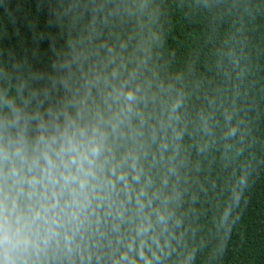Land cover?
<instances>
[{
	"label": "clouds",
	"instance_id": "1",
	"mask_svg": "<svg viewBox=\"0 0 264 264\" xmlns=\"http://www.w3.org/2000/svg\"><path fill=\"white\" fill-rule=\"evenodd\" d=\"M105 47L70 36L39 87L0 88V264H167L185 102L138 49Z\"/></svg>",
	"mask_w": 264,
	"mask_h": 264
},
{
	"label": "trees",
	"instance_id": "2",
	"mask_svg": "<svg viewBox=\"0 0 264 264\" xmlns=\"http://www.w3.org/2000/svg\"><path fill=\"white\" fill-rule=\"evenodd\" d=\"M144 3L0 0V88L39 87L35 74L70 36L91 37L101 55L106 45L138 49L153 84L185 102L179 174L169 176L182 217L167 264L188 252L189 264H264V0Z\"/></svg>",
	"mask_w": 264,
	"mask_h": 264
}]
</instances>
